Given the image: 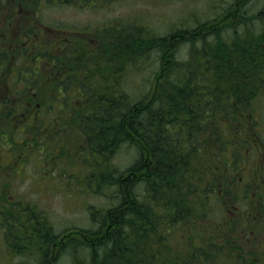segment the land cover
Instances as JSON below:
<instances>
[{
	"label": "trees",
	"instance_id": "trees-1",
	"mask_svg": "<svg viewBox=\"0 0 264 264\" xmlns=\"http://www.w3.org/2000/svg\"><path fill=\"white\" fill-rule=\"evenodd\" d=\"M239 13L231 23L215 17L163 37L141 34L146 26L124 27L95 65H86L77 50H68L63 61L53 56L57 62L48 68L65 74L53 82L49 100L20 96L34 80L16 91L15 104L31 102L32 113L8 107V95L0 99V118L14 117L11 126L25 128L20 145L33 153L48 149L50 160L79 157L80 171L65 176L112 201L88 206L96 228L68 238L54 231L36 202L15 200L24 207L17 216L11 202L1 226L17 237L23 231L29 241L17 253L33 249L40 264L64 253L70 264H264V251L254 249L264 234L237 218L250 194L240 166L253 156V137L262 143L256 106L264 97V21L257 28L253 14ZM181 47L186 56L174 58ZM153 51L160 57L149 74L152 89L126 91L125 73L139 72L141 58ZM123 147L134 153L118 167L113 159ZM12 241L16 249L20 242Z\"/></svg>",
	"mask_w": 264,
	"mask_h": 264
},
{
	"label": "rangeland",
	"instance_id": "rangeland-1",
	"mask_svg": "<svg viewBox=\"0 0 264 264\" xmlns=\"http://www.w3.org/2000/svg\"><path fill=\"white\" fill-rule=\"evenodd\" d=\"M67 1L0 0V99L8 95L11 98L8 107L14 106L21 114L26 111L28 114L33 112L31 102L15 104L16 91L26 88L29 79L34 80L32 87L20 96L26 99L36 97L42 102L51 98L53 82L57 84L63 79L64 72L58 74L57 70L52 72L48 68L50 64L57 62L53 56L63 61L68 50H77L86 65H95L103 58V48L114 44L120 34H125L127 29L124 27L146 26L148 30H141V34L163 37L173 34L175 30L192 29L197 23L208 22L215 17L223 19L225 23H231L232 19L237 20L239 11L244 9L247 12L245 16L253 14V26L258 28L264 21L258 18L264 11V0ZM245 3L247 4L244 5ZM123 39L124 37L121 38ZM183 48L185 50V47ZM149 54L141 58L139 72L125 73L121 85L126 91L142 95L152 89L149 74L156 69L160 54L158 51ZM186 54L183 55L181 47L174 58L182 59ZM37 68L40 73L33 76L31 72ZM121 87L119 85V88ZM31 91L35 93L32 95ZM257 104V129L261 130L262 143H254L253 137V145H256L253 148V156L244 158L241 163L239 178L244 186H249L250 194L247 199L249 203L242 201L238 205L237 218L244 224L252 225L254 231L257 229L264 234V230L260 229L264 225V97ZM48 110L49 108L46 111ZM13 120L14 117L0 118V128H9L0 133V264H40V257L33 249L28 254L17 253L29 242L23 231L18 232L17 237L15 232L11 233L1 226L2 219L6 216L3 210L8 208L11 202L14 216L24 211V207H20L21 204L36 202L39 208H42L41 214L46 216L54 231L64 230L63 233L67 234L68 238L74 236L78 230L96 228L90 222L86 211L88 206L103 208L112 201H107L102 195L86 192V186L81 183L83 180L78 183L65 176L66 173L80 171L82 166L79 157L69 156V153L66 157L50 160L45 157L48 149L41 151V148H38L36 153H33L29 146L20 145L25 128L20 126L16 129L14 123L11 126ZM51 144L52 142L48 141L46 145ZM56 148L57 145H53L49 150L50 154L56 152ZM133 153L132 148H121L114 155L113 164L118 167L125 166ZM240 189L241 184L238 193ZM111 192V189L107 190L106 194ZM229 199L230 197L225 201ZM15 200L21 204H14ZM233 208L234 206L231 207ZM14 221L19 223L17 219ZM19 226L18 224L12 228ZM12 236L20 242L16 249L8 245L13 242ZM251 243L246 241L247 245ZM7 248L16 252L13 254ZM254 249L264 251V240L263 243H255ZM53 251H56L55 248ZM52 264L70 262L64 253Z\"/></svg>",
	"mask_w": 264,
	"mask_h": 264
}]
</instances>
